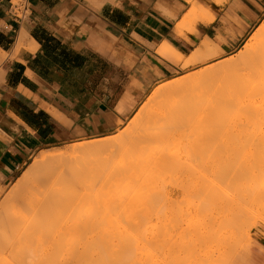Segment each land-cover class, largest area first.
I'll return each instance as SVG.
<instances>
[{"label":"crops","instance_id":"1","mask_svg":"<svg viewBox=\"0 0 264 264\" xmlns=\"http://www.w3.org/2000/svg\"><path fill=\"white\" fill-rule=\"evenodd\" d=\"M202 4L214 19L179 35L186 0H0V51L22 30L34 43L0 64V179L38 150L113 131L177 69L156 53L164 41L190 53L220 37L230 48L264 15V0Z\"/></svg>","mask_w":264,"mask_h":264},{"label":"rangeland","instance_id":"2","mask_svg":"<svg viewBox=\"0 0 264 264\" xmlns=\"http://www.w3.org/2000/svg\"><path fill=\"white\" fill-rule=\"evenodd\" d=\"M18 1H20V0H14V2H18ZM198 1L201 3H197V4H195V6H193V4H190L188 2V5H189L188 10L185 14L182 15V18H181V20L185 21L186 28L188 29L187 30L188 35L198 33V31H197V25L198 24L197 23L199 22V21L193 20L194 18L191 19L192 17L189 18L188 14L190 13V11L193 8H196L198 5H202V3H204V2H208V0H198ZM214 1L219 5H223L227 2V0H214ZM263 20H264V15L261 16L259 18L258 22L256 24H253L244 33L242 38L239 41H237V43H235L230 48H223V46H222V43L224 42L223 38L218 37L217 40L210 39V41H213L212 45H214L213 47H215V48H213L214 51L212 50V52L210 51L209 53L206 54L208 56L206 59L207 61L206 60H204L202 62L200 61L197 63L196 66H191V67L186 68V69L182 68L181 62L180 63H174L175 65H177V69L174 70L170 76L165 77L163 80L157 82L154 86H152V88H150V90L147 92V94L132 109V111L125 118L118 121V125L113 131H111V132H109L103 136H99V137L85 136V137L79 138V139L68 140L62 144H59L58 146L38 150L37 152H35L32 155L31 159L27 162V164L18 173L14 174L13 176H10V177L0 179V189H1L0 192L3 191L2 193H0V198H1L0 201L2 200V198H3V200L4 199L12 200L13 197L16 199V198H18L17 196H20V193L22 192L21 189H22L24 183L26 184L27 179L29 177H30V179L33 177L32 170H30V169L34 165L37 158L40 157V154H42L44 151H60V150L66 149L68 147V144L71 145L75 141L88 140V139L92 140V139H97V138H101V137L108 136V135L109 136L113 135V134L116 135V133L117 134L121 133L122 131L125 130V128H127L131 125V123L134 121V117L136 118L138 116V114L140 113V110H141L142 106L144 105L145 101L147 102V100L152 96L154 89L159 84H161L162 82L168 81V80L180 78L182 75H184L183 73L188 72L192 69L196 70L200 67H203V65L206 62L207 63L216 62L220 58H222L223 56L235 54L238 50L243 48V46L246 44V42L249 40V38L255 32V30L262 24ZM200 43L201 42H199V44ZM197 47H196V49H197ZM196 49H194V50H196ZM214 52L215 53L219 52L220 55L212 56V54ZM168 61H170V60H168ZM238 91H239L238 102L235 100H225V102L223 101V102L219 103V104H221L220 107H218L219 106L218 104H216L217 107L214 104L213 105L214 108H213L212 104L206 105V104H203L202 102L196 103V104H189V105L183 103L182 104L183 106L181 104L180 105L179 104H177V105L161 104L160 106H162L161 107L162 113H160V115L162 114L161 115L162 120H160L161 122L157 120L159 123L156 122L157 123L156 125L159 124V126L160 125L162 126V124L165 123V119H166L167 127H169L170 125L173 127L175 125L176 126L178 125L179 128L176 129V127H174V128L171 127L172 129L169 130L171 132L167 131L165 134V140L159 144L164 133H162V136H160L161 134L158 133L159 130L154 125L155 128L157 129V132H156V130H154V131L156 132V134L158 133L157 135L159 136V138H157L156 140H159V141L157 142L155 140L154 142H152L153 144L155 142H157L156 145H153L152 143H150V147L148 145V149L149 148L151 149V150L149 149V151H151V153H149L147 151V148H146L145 150L147 152L146 151L145 152L147 154H145V156H147L148 154L149 155L151 154L155 158L157 157L156 158L157 161H155L154 160L155 158L152 157L151 155H150V157L148 156L149 157L148 160L145 159L148 162L144 161L142 159L140 160L138 158L139 156H137L138 153L136 152L135 149H133L136 147L135 145L137 144V142L135 140H133V142L130 141L131 143L127 142L126 148L124 145V147H122V150H121V148L120 149L118 148L119 154H121V155L117 154L118 156H116L115 153H113L114 155L112 156L111 154H109V156H112L111 159H113L115 156L118 158H116L117 162L115 161V159H113L115 162L111 159H110V161L108 160V162L112 161L111 163H115V164L120 163V165L117 164L114 166V164L110 165L111 163L109 164L107 162V164L109 165V167H108V166H105V164H106L105 162H101L102 165L101 164H99V165L95 164V163H97V161H99V157L97 160L95 159L96 161L94 160V162H95L94 165H96V167H98L100 165L102 166L100 170H99L100 167L96 168L94 170L95 172L99 171L100 173L97 172L99 174L102 173L100 176H98L101 179H99L98 177L96 179L95 176H97V174H95V172H94V175H95L94 179H96V181L94 180V188H95L94 191L99 189V190L94 192V204L96 203L95 206H97V207H95V206L94 207L97 209L99 207V204L102 203V201H103V204H105V203L107 204V202H108L107 207H106V204H105V206L102 204L105 208H101L102 206L100 205V207L97 209L98 211L96 210L97 213L98 212H100V213H98V214L96 213L97 215H94L95 216L94 217V220H95L94 225H97L96 227L99 226V228L100 227L102 228L101 229L102 231H101L94 226V229L96 228V230H94V231H96V234H99V236H97L95 234V236L97 238H99V239L95 238V240L96 241L101 240V243H102V244H100V242H98L99 244L97 243V244H95L96 246L94 245L97 248V249L94 248V252L96 250L98 251L100 249V251H98V252L101 253V254H99L98 252H95L94 256H96V254H97L98 258L96 256L95 258H97V259H94L95 260L94 262L97 261L100 264H106L108 262L107 260H109V262H108L109 264H112V263L116 264L115 262H117V261H118L117 264H121L119 261L122 260L123 264H127V263L128 264H140V261L142 262V264H146V263L152 264V263H154V260L156 259L159 262L158 261L156 262V260H155L154 264H253V261L255 259V261H256L255 264H264V259H263L264 257L261 255L263 253L261 252V250L260 251L258 250V248H261V247L264 248V246L262 245V242H264V220H263L264 219V86H239ZM209 105H210V107H209ZM176 107H178V108L176 109ZM180 107H182V108H180ZM215 107L218 110L215 109ZM174 109H175V111H174ZM212 109H213V111H212ZM203 110H205V111H203ZM211 112H212V114H211ZM160 115H158V116H160ZM161 116H160V119H161ZM163 117H165V118H163ZM160 123H162V124H160ZM182 125H184V126H182ZM161 126H160V128H161ZM164 126H166V124ZM189 127L191 128V130ZM164 128H162V129H164ZM209 129H210V131H209ZM185 131L187 133H185ZM192 131H193V133H192ZM202 131H204V132H202ZM210 132H212V133H210ZM205 133H207V134H205ZM208 133H209V135H208ZM167 134H168V138H167ZM184 134H186L187 136L189 135V136L187 137ZM194 134H196L197 136ZM171 135L174 138L173 137L171 138ZM177 136H179V137H177ZM181 136L185 137V138H182ZM207 136H209V137L207 138ZM180 137H181V139H178L179 142H177L178 141L177 138H180ZM203 137H205V138L203 139ZM166 139H167V141H169V144H167V147L165 144ZM125 140L129 141L128 139H125ZM134 142H136V143L134 144ZM184 142H185V144L182 145L181 143H184ZM128 143L131 144V146H130L131 149H129ZM175 143H177L179 145V147ZM158 144L162 145V146H159ZM190 144H191V147L189 148ZM170 145H172V148H174L173 150H172ZM151 146H152V148H151ZM158 146H159V148L158 149L156 148V150H158V151H155V147H158ZM168 146H170L171 150L169 149ZM175 147L177 149H175ZM123 148H124V151L127 152L126 154L124 153ZM162 148H165V149H162ZM118 149H117V153H118ZM182 149L184 151H182ZM130 150L133 151L132 153H134L133 154L134 157L131 156V153L128 154V151L130 152ZM175 150L176 151L178 150L177 151L178 153H176ZM162 152L165 155L163 154V155L159 156L157 154V153L162 154ZM165 152H167V153H165ZM169 152L171 154H169ZM175 153L178 155H176ZM97 154L99 155V153H97ZM100 154H101V156H106V154H108V153L106 152V154H104V152H102ZM135 154H137V155H135ZM153 154H156V155H153ZM167 154H168V156H167ZM122 155H126V157H128V158H126L125 156H122ZM175 156H177V157H175ZM119 157L123 160V162ZM129 157L133 158V159L136 158L134 161L136 163L138 162V164L139 163L140 164L139 165L135 164V162L132 161L133 159L130 160ZM167 157H171V160L172 159H176V160L171 161ZM94 158H97V157H95V154H94ZM100 158L103 161L104 157H100ZM107 158H108V155H107ZM107 158H106V160H107ZM150 158H152V159H150ZM159 158H163V159H160L162 161L159 162ZM137 159H138V161H136ZM166 159H167V161H169V160L171 161V162H169L170 164L172 163L171 166L170 165L167 166L168 169L170 167L173 168V169L170 168V169H172V170L169 169L170 171L163 169L164 167L162 169H159L163 166V164L164 165L168 164L166 162ZM118 160L119 161L121 160L123 165ZM125 161H126L125 164H127L128 166L124 164ZM153 162L157 163V167H154L156 164ZM162 162H163V164H161ZM146 164H147V166H145L146 168H144V165H146ZM121 165L123 167L122 172H121V168H120ZM131 165H132V168L130 169ZM140 165H141V167L139 168ZM150 165H152V169H151ZM158 165L160 166L159 168H158ZM103 166H104V168L105 167L108 168V169L106 168L107 171L103 168ZM111 166H113V167H111ZM116 166L118 168H120V170ZM136 166H138V167H136ZM128 168L130 170V171L129 170L128 171L131 172V176L129 175L128 172L126 173V170ZM137 168H138V170L139 169L141 170V168H142L141 171L139 170L140 173H138V170H136ZM110 169L112 171L115 169L117 173H115V170H114L113 173H115V174L113 176V173H111L112 171H108ZM150 169H151V171L154 170V172L150 173L149 172ZM156 169H158V170H156ZM101 170H104V172H108V174L110 173L109 176L107 173H104ZM123 170L125 171V173L123 172ZM118 171H120V173ZM136 171L138 174L136 173ZM141 172H143L146 175L147 174L149 175V176L147 175L149 177L148 178L149 181L147 180V177H145L144 174H142ZM135 173H136V175H135ZM124 174L129 175V176L125 177ZM165 174H167V175H165ZM110 175H112L113 177L118 176V177H115V178H117V180L112 179V176H110ZM120 175H121V177H120ZM132 175L134 176V178ZM138 175L139 176L143 175V177L141 178ZM156 175H158V176H156ZM101 176H103V177H101ZM135 176H138L139 178L135 177ZM154 176H156L158 178L160 177L162 180L160 178L159 179L157 178V180H156V178ZM104 177H105L106 181H107V178L111 179V180H108L111 182V184H110V186L112 185L111 187H109V184L106 186L108 181L105 184ZM119 177L121 180L120 182L118 181ZM128 178L131 179L132 182L129 181ZM30 179H28V180H30ZM135 179H136V181H135ZM152 179L154 181L156 180L158 183L157 182L155 183ZM101 180H103V181L101 182ZM123 180L127 181L126 182L127 184H124ZM142 180H144V181H142ZM97 181L99 183H101V185L98 184ZM114 181H117L116 184H118V185L114 186V184H115V183H113ZM133 181L136 184L139 183V185L138 184L136 186L133 185L134 184ZM145 181H148L147 185H149V187L147 185H145L146 184ZM150 181H151V183H150ZM95 182H97L96 184H98V185H96ZM128 182H129V184H128ZM130 183L132 185V188H131ZM143 183H144V185H142ZM153 183H155V184H153ZM162 183H163V185H162ZM151 184L154 186H152ZM119 185H122V186L120 187ZM95 186L97 187V189ZM124 186H126V187H124ZM133 186H135L133 191H134V193H136L133 199L136 200V198H140V199L144 198L143 199L144 204H146V202H145L146 197L145 196L150 194V193L153 194V192H151V189L153 188L152 190L155 192L156 195L155 196H153L154 194L150 195V196L148 195L149 197L147 196V198H149V199H147V200H150V197L152 196L151 197L152 200L150 201V203L153 205H155L156 203H158V204L160 203L159 207H158V204H156L155 206H152L151 204H149V202L147 200L146 201L148 202L149 205L146 204L144 206H140V207L138 206L137 207L136 205H141V204L143 205V200L141 201L139 199H138L139 201L136 200V202H135V200H133L135 202V205L133 202L132 204H130V207L127 206L128 208H131V209L126 210L127 207L125 208V206H123V205H121L122 206L121 207L120 204L117 203L116 199H118V197H120V194L121 195L123 194L120 192L126 193V192H128L129 188H130V190L133 189ZM140 186H142L141 188H143L144 190L143 189L141 190V188L139 189L138 187H140ZM145 186H147V187H145ZM159 186H161L162 188L161 187L159 188ZM122 187H124V188H122ZM100 188H102L101 190H103V191L105 190V192L107 191V193L104 192L105 194L103 195L102 194L103 191L100 192L101 191ZM110 188H112L115 192L110 190ZM155 188L156 189L159 188V189L156 190ZM23 189H24V187H23ZM148 189H149V192H148ZM122 190H124V191H122ZM137 191H141V192H138V193H140V195L142 193L141 197L139 194H137ZM142 191H145V192L147 191V192L145 193ZM97 193H98V197H99V195L102 196L99 198L100 200L102 199L101 203H98L100 201H98V197L96 195ZM111 193H113L114 195H117V198H116V196L114 197V195H111ZM109 194H110V196L113 197V201H112V197H110ZM138 195H139V197H138ZM96 197H97V199H96ZM104 197H105V199H104ZM153 197H156L158 201L157 200L153 201ZM166 197L168 200L165 199ZM106 198L108 199L107 202H106ZM118 201H119V199H118ZM163 201L165 203H168V204L163 203ZM109 202H111V203H109ZM113 202H114V204L117 203L116 204L117 208L119 206L124 211L121 210V212H120V210L117 208L116 209L114 208L115 212H114L113 208L110 211V208L112 207L111 204L113 205ZM162 204H165V205H163L164 207H162V209H160V205L162 206ZM200 204H201V206H200ZM132 205H134V206H132ZM135 206H136V208H139L141 210H139V209L137 210L136 208L134 209L133 207H135ZM145 206H147V207H145ZM148 206H150L152 209H154L155 213L152 211V209L150 210L151 212L149 213L148 212L149 210L147 211V209H150ZM167 206H169V208ZM143 207H145V208H143ZM157 207H158V209H157ZM142 208L145 210H143ZM167 208H168V210H167ZM159 209L161 212H159ZM101 210H102V212L103 211L104 212L101 213ZM112 210L115 214L112 212ZM116 210H117V213H116ZM131 210H132V212H131ZM164 210H165L166 214L164 213ZM134 211L139 212V214H141V215H138L136 213L130 214V215L128 214V212L133 213ZM140 211H143L146 216L148 213V216L146 219L147 221L145 220V224H144L145 226H147L146 222H148L149 224L152 223L153 225L154 224L156 225V223L158 224L160 222L158 224V226H155V225L151 226L148 224V226L146 228L144 226L141 228L142 230H140L139 227H141V225H142V224H139L140 222H136L135 224H131V221L134 222V220L132 219V218H134V215L136 218L135 221H141L140 218L145 219V216L142 217V215H144V213L140 212ZM110 212L112 213V215ZM152 212L154 214H156L154 216L155 217L157 216L156 217V219L158 218L157 222H156L155 217L152 215L153 214ZM172 212H174V213H172ZM104 213H107V214H104ZM163 213H164V215H163ZM99 214H101V215L99 216ZM123 214H125V216ZM157 214H159V215H157ZM109 215L113 218L117 215L116 216L117 218H114V219L110 218V220H111L110 222L115 221L114 224L112 222V225L108 221ZM96 216H98L99 219H95V218H97ZM130 216H132V218ZM139 216H141V217H139ZM171 216H172V218H171ZM100 217H102V218H100ZM122 217H124V218H122ZM127 217L130 220L127 224H124V223H126V221H124V219L126 218L125 220H127ZM137 217H138V219H137ZM148 217H149V219H148ZM107 218H108V220H107ZM120 218L123 219V222L120 221V220H122ZM152 218L154 219L153 220L154 222L151 221ZM116 219H117V222L119 221L118 223L116 222ZM118 219H120V220H118ZM103 220H106V221L103 222ZM97 221H100V222L97 223ZM150 221H151V223H150ZM210 221H211V223H210ZM102 223L104 225H101ZM119 223H121V224L119 225ZM98 224H100V225H98ZM115 224H116V226L114 227L113 225H115ZM128 224H131V227L133 226L132 228L135 229L134 232H133V229H130V225H128ZM205 224H207V225L205 226ZM108 225L110 227L112 226L113 229L111 230L112 227L111 228L109 227L110 228L109 229ZM121 225L124 227H122ZM134 225H135V227H134ZM168 225H169V228L167 229ZM117 226L119 228L116 229ZM137 226H139L138 227L139 231H137V229H138ZM121 227L127 229L128 232L122 231L124 229H122ZM149 227H150V230L152 227H154L152 229L153 233L151 232L152 235L150 234L149 231H146V233H145V229L149 230ZM157 227H159L161 231L159 229L156 230ZM104 228L107 231H105ZM108 229H109V231H108ZM119 229H121V230L119 231ZM143 229H144V231H143ZM97 230L99 232H101V234L104 230V232L106 234L103 233V237H102V235L100 233H97ZM154 230H156L157 232L156 231L154 232ZM159 231L161 232L160 236L158 233ZM189 231H191V232H189ZM110 232H112V233H110ZM135 232H137V233H135ZM107 233L111 234V236L109 235L110 238H107L108 237ZM117 233L119 235H121V233H123V234H122V236H119ZM125 233H127V234H125ZM131 233L134 234L133 238H132ZM143 233L146 234L145 235L146 237L141 239L142 236L140 237V235ZM104 234L106 236H104ZM135 234H138V235H135ZM115 235H116V237H114V239L112 241V236H115ZM165 235H168V236H165ZM143 236H144V234H143ZM104 237H106L105 240L108 239L107 240L108 243H107V241H105L106 243L102 242V239ZM161 237H163V239ZM116 238H118V241L120 240V243L123 242L122 244H126V243L128 245H130L131 243L132 244L134 243V244H133V246L132 245L130 246L131 248L128 247L127 244L122 246V245H120L119 242H117ZM127 238L130 239L131 241L132 240L133 241L131 242ZM158 238H160V239H158ZM122 239L124 241L125 240H128V241L124 242ZM96 241H95V243H96ZM109 241L110 242L112 241V242L109 244ZM146 241H147V243H146ZM163 241H166V243ZM154 242H155V244H154ZM104 243H105V245L108 246L109 251L107 250ZM163 243H165V244H163ZM148 244H149V246H148ZM97 245L99 246V249H98ZM109 245L112 246L111 249H110ZM161 245H162V247H160ZM257 245H260L261 247L260 246L258 247ZM104 246H105V248H104ZM121 246L123 247V250H119V249H122ZM132 247H134L136 249L133 248V250H132ZM102 248L105 251V255H108L107 257H105L103 252H101V251H103ZM149 248H151V249H149ZM112 249H114V250L117 249V251H114ZM127 250H130V251L128 252ZM123 251H125V253ZM132 251L137 253L136 255L134 253H132V254H134L133 257H131L132 255H130L131 254L130 252H132ZM160 251H161V253H157ZM109 252H111L110 253L111 255H113L112 252H114L115 255L117 252V256L115 257V259L113 256L109 255ZM118 253L119 254L121 253L120 255L122 256L121 258H123V259L119 260L120 258H117V257H120V255ZM103 255H104V257H103ZM101 256H102V258H101ZM124 258L126 259L125 262L127 260L129 261L130 258H132V259L129 262L124 263L123 262ZM145 258H147L148 262H146L147 260H145ZM159 259H161V260H159ZM167 259L169 261L170 260H173V261L170 263ZM100 260H101V262H100ZM104 260L106 262H104ZM144 261L146 263H144ZM161 261L163 263H161ZM96 263H94V264H96Z\"/></svg>","mask_w":264,"mask_h":264},{"label":"bare ground","instance_id":"3","mask_svg":"<svg viewBox=\"0 0 264 264\" xmlns=\"http://www.w3.org/2000/svg\"><path fill=\"white\" fill-rule=\"evenodd\" d=\"M186 1L189 2L190 4H193V6H195V4H197V3H200L197 0H186ZM188 15H189L188 16L189 18L192 17L191 19L194 18L193 20L201 21V22H204V23L211 22L214 19L213 14L203 4L202 5H198L196 8H193ZM187 30L188 29L186 28L185 21H183V20L179 21L178 26H177V33L179 35H186L187 34ZM212 42L213 41H210L209 37H206V38H204L201 41V43L198 45L196 50H192L190 53H185L182 50V48L180 49L179 47H177L176 45L172 44L171 42L164 41L163 43H161L158 46V48L156 49V53L160 57H162L164 59H167V60H170L173 63H180L181 62L182 63V68L186 69V68H189L191 66H196L198 62H200V61L202 62V61L207 59L208 56L206 54L209 53L210 51L212 52L213 48H215V47H213L214 45H212L213 44ZM32 46H34L33 41L29 39V36H28L27 32L22 30L20 32L18 38H17V41H16L15 46H14V48H13L11 53L0 51V64L3 63L7 59H13V58L17 57L18 53L23 48H27V47H29V48L31 47L32 48ZM218 55H220L219 52H216V53L214 52L212 54V56H218ZM183 74L184 75H182L180 78L168 80V81H165V82H162L161 84H159L154 89V92H153L152 96L147 100V102L145 101V103L142 106L138 116L136 118L134 117V121L131 123V125L129 127L125 128V130L122 131L121 133H118V134L116 133V135H114V134L110 135V136L108 135V136H104V137L97 138V139H92V140L88 139V140L75 141L71 145L68 144V147L66 149H63V150H60V151H44L42 154H40V157L37 158V160L35 161L34 165L30 169V170H32L33 177L31 179L29 177L28 179H30V180L27 179L26 184L24 183V185H25V186L23 185L24 189H23V187L21 189L22 190V192H21L22 194L20 193V196H17L18 198H16V199L13 197L12 200H8V199H4L3 200V198H2V200L0 201V264H94V263H96L97 261L94 262L95 261L94 259H97L98 255L96 254L97 258H95L96 256H94V254H95V252L100 251V249H99V246L97 245L98 249H99L97 251L96 250L97 248L95 247L96 246L95 244H97L98 242H100V244H102V243H101V240L100 241H96L95 240V238H97V237L95 236L96 231H94V230H96V228L101 230L102 228L101 227L99 228V226L96 227L97 225H94V223H95V220H94L95 216L94 215H97L98 213H100V212L97 213V211H98L97 209L100 207V205L102 206L101 208H105L104 206H105L106 203L104 202L105 204H103V201L101 203L102 199L100 200L99 198L102 197V196L99 195V197H98V193H97L96 195L98 197V201H100L98 203H101V204H99V207L97 209L95 208L97 206H95L96 203L94 204V192L99 190V189H97V187L95 186L97 190L94 191V189H95L94 188V180L96 181L97 177L100 176L102 173L99 174L100 173L99 171H97V172H99V173H97L94 170L96 168H99V167H100L99 168V170H100L101 167H102L101 166L102 165L101 162H105L107 164L108 160L110 161V159L114 155L113 153H115V155L118 156L117 154H119V149L121 148V150H122V147H124V145H125V148H126L127 142L131 143L130 141L133 142V140H135L137 142V144L135 145L136 147L133 148L138 153V155L137 154H135V155L139 156L138 158L140 160L142 159L144 161H147L148 158L151 155V154L150 155L148 154L147 156H145V154H147L146 153L147 151L149 153H151V151H149L150 148L148 149V145L150 147V143L154 142L157 138H159V136L157 134L159 133V134H161L160 136H162V133H164V135H163L164 138L163 137H162V139L160 138L161 139L160 142H159V144H160L162 141L165 140V134H166L167 131H169L170 129H172L174 127H176V129L179 128L178 125L177 126L175 125L173 127L169 123L168 124L170 126L167 127L166 119H165V123H163V124L160 123V124H162L163 127L160 125L161 126V128H160L159 124L156 125L157 123H159L158 121L162 120V116H161L162 114L160 115V113H162V108H161L162 106H160L161 104H164V105H177V104L180 105L181 104L182 105L183 103H185V104L189 105V104H196V103L202 102L203 104H206V105L212 104V107H213L214 104L217 107L216 104H218L219 105L218 107H220L221 104H219V103L223 102V101L225 102V100H235V101L238 102L239 86H264V20H263L262 24L255 30V32L252 34V36L249 38V40L246 42V44L243 46V48L238 50L235 54H231V55H228V56H223L222 58H220L216 62H210V63L206 62L203 65V67H200V68H198L196 70L192 69V70H190L188 72H185ZM209 107H210V105H209ZM216 107H215V109H217ZM177 108L178 107H176V109ZM180 108H182V107H180ZM174 111H175V109H174ZM203 111H205V110H203ZM212 111H213V109H212ZM211 114H212V112H211ZM158 115L161 116V119H160V116H158ZM163 118H165V117H163ZM165 124H166V126H164ZM154 125L159 130L157 134H156L157 129L155 128ZM182 126H184V125H182ZM162 128H164L165 130L162 129ZM154 130H156V132ZM190 130H191V128H190ZM186 131H185V133H187ZM209 131H210V129H209ZM169 132H171V131H169ZM202 132H204V131H202ZM192 133H193V131H192ZM210 133H212V132H210ZM205 134H207V133H205ZM184 135H186V134H184ZM194 135H196V134H194ZM208 135H209V133H208ZM172 137L173 136L171 135V138ZM177 137H179V136H177ZM181 137L177 138V140L181 139ZM208 137L209 136H207V138ZM167 138H168V134H167ZM182 138H185V137H182ZM204 138L205 137H203V139ZM125 139H128L129 141H126ZM156 141L158 142L159 140H156ZM136 142H134V144ZM157 142H155L154 144L152 143V144L156 145ZM177 142H179V140ZM129 143H128L129 149H131L130 148L131 144H129ZM165 144H166V147H167V144H169V141H167V139H166V143ZM175 144H177V143H175ZM181 144L183 145V144H185V142L181 143ZM152 146H151V148H152ZM159 146H162V145H159ZM159 146L155 147V151H158V150H156V148L158 149ZM170 146L172 148V145H170ZM170 146H168L169 149H170ZM177 146L179 147L178 144H177ZM190 147H191V144H190L189 148ZM146 148H147V151L145 150ZM165 148H162V149H165ZM117 149H118V153H117ZM173 149L174 148H172V150ZM175 149H177V148L175 147ZM123 151H124V148H123ZM177 151L175 150L176 153H178ZM182 151H184V150L182 149ZM102 152H104V154H106V152H107L108 154H106V156H101L100 153H102ZM132 152L133 151L130 150V152L128 151V154L131 153V156L134 157V155H133L134 153H132ZM167 152H165V153H167ZM97 153H99L100 156ZM124 153L126 154L127 152L124 151ZM94 154H95V157H97V158H94ZM109 154H111L112 156H109ZM157 154L160 156V155H163L164 153L162 152V154H159V153H157ZM169 154H171V153L169 152ZM107 155H108V158H107ZM119 155H121V154H119ZM153 155H156V154H153ZM176 155H178V154H176ZM116 156L113 159H115V161L117 162L116 158H118V157H116ZM122 156L126 157V155H122ZM167 156H168V154H167ZM98 157H99V161H97V163H95L94 160L95 159L97 160ZM100 157H104L103 161L101 160ZM105 157L107 158V160H106ZM152 157H154V156H152ZM175 157H177V156H175ZM126 158H128V157H126ZM156 158L154 159L155 161H157ZM167 158H169L171 160V157H167ZM113 159H111V160H113ZM132 159L133 158H130V160H132ZM135 159H133L132 161H134ZM145 159H147V160H145ZM150 159H152V158H150ZM160 159H163V158H159V162L162 161ZM121 160L120 161L118 160V161L121 162ZM170 160L167 161V159H166V162L168 164L164 165L163 162H162L161 164H163V166L161 168H159L160 166L158 165V168L162 169L164 167L163 169H165L167 171L172 170L173 169L172 167H170L172 169L169 168L170 169L169 170L167 168V166H169V165L171 166L172 163L170 164L169 162L174 161L176 159H172L171 161ZM136 161H138V159ZM111 162H108V163L110 164ZM122 162H123V160H122ZM122 162H121V164L123 165ZM94 163L98 164V165L101 164V165L100 166L97 165L98 167H96V165H94ZM125 163H126V161L124 162V164ZM153 163H155V162H153ZM106 164H105V166L109 167V165L108 164L106 165ZM113 164H114V166L117 165V164L120 165V163H116V164L115 163H111L110 165H113ZM135 164L139 165L140 163L138 164V162L137 163L135 162ZM155 164L156 165L154 167H157V163H155ZM122 165L120 167L121 168V172H122V169H123ZM125 165H127V164H125ZM145 166H147V164L144 165V168H146ZM150 166H151V169H152V165H150ZM111 167H113V166H111ZM136 167H138V166H136ZM140 167H141V165L139 166V168ZM103 168H104V166H103ZM106 168L107 167H105L104 169L106 170ZM120 168H118V169L120 170ZM131 168H132V165H131L130 169ZM151 169L149 170V172L150 173L154 172V170L151 171ZM114 170L112 171L110 169L108 171H112L111 173H113ZM128 170H129V168L126 170V173L128 172L129 175L131 176V172H129L130 170L129 171ZM136 170H138V168ZM139 170H138V173H140ZM141 170H142V168H141ZM156 170H158V169H156ZM101 171L104 172V170H101ZM94 172H95V174H97V176L94 175ZM118 172L120 173V171H118ZM123 172L125 173L124 170H123ZM104 173L108 174V172H104ZM115 173H117L116 170H115ZM115 173H113V176H114ZM136 173H137V171H136ZM136 173H135V175H136ZM141 173L144 174L143 172H141ZM109 174H108V176H109ZM129 175H125L124 174L125 177H128ZM147 175L144 174V176L147 177V180L149 181V179H148L149 175L148 176ZM165 175H167V174H165ZM94 176H95L96 179H94ZM110 176H112V175H110ZM113 176H112V179H116L117 180V178H115V177H118L119 175L115 176V177H113ZM138 176H135V177H138ZM156 176H158V175H156ZM156 176H154V177L157 180L158 177H156ZM101 177H103V176H101ZM120 177H121V175H120ZM120 177H119V180H118L119 182L121 181ZM139 177L142 178L143 175L139 176ZM98 178L101 179L100 177H98ZM133 178H134V176H133ZM104 179H105V177H104ZM108 180H111V179L107 178V181ZM156 180L155 181L153 180V181L156 183L157 182ZM102 181L103 180H101V182ZM107 181L105 179V181H104L105 184L107 183ZM129 181H131V179H129ZM135 181H136V179H135ZM142 181H144V180H142ZM148 181H145L146 182L145 185L148 184L147 183ZM97 182H95V184ZM116 182L117 181L113 182V183H115L114 186L118 185V184H116ZM123 182H124V184H127L126 183L127 181L123 180ZM133 183H134V181H133ZM150 183H151V181H150ZM155 183H153V184H155ZM98 184L101 185V183H99V182H98ZM98 184H96V185H98ZM108 184H109V187L112 186V185L110 186V184H111L110 181H108L106 186ZM128 184H129V182H128ZM137 184L139 185V183H137ZM137 184L134 183L133 185L136 186ZM130 185H131V183H130ZM142 185H144V183ZM162 185H163V183H162ZM119 186L121 187L122 185H119ZM135 186H133V189H131V190L129 188L128 192L125 191L126 193L120 192V193H123V194L122 195L120 194V197H118L119 201H118V199H116L117 203H119L120 206L123 205V206H125V208L127 206L130 207V204H132L134 202L133 200H135V199H133V198H134L136 193H134L133 190H134ZM147 186L149 187V185H147ZM147 186H145V187H147ZM152 186H154V185H152ZM124 187H126V186H124ZM124 187H122V188H124ZM141 187L142 186H140L138 188L140 189ZM160 187L161 186H159V188ZM131 188H132V185H131ZM159 188H157V189L155 188V189L158 190ZM101 189L102 188H100V190ZM142 189L143 188H141V190ZM152 189H151V192H153L154 195L151 194V193L150 194L147 193L149 196L150 195H153V196L156 195L155 192ZM110 190L114 191L112 188H110ZM102 191L103 190H101L100 192H102ZM122 191H124V190H122ZM2 192H0V193H2ZM104 192H105V190L102 192L103 195L105 193H107V191L105 193ZM138 192H141V191H137V194L140 195V193H138ZM142 192H145V191H142ZM148 192H149V189H148ZM111 195H114V194L111 193ZM139 195H138V197H139ZM141 195H142V193H141ZM141 195H140V197H141ZM148 195L145 196L146 197L145 202H146L147 205L151 204L150 201L152 200V198H151L152 196L150 197V200H147V199H149V198H147ZM109 196H110V194H109ZM115 196L117 198V195H114V197ZM97 197H96V199H97ZM110 197H112V196H110ZM156 197H153V201L157 200ZM104 199H105V197H104ZM138 199L142 201L144 198L143 199L136 198V200H138ZM165 199H167V197ZM107 200L108 199L106 198V202H107ZM136 200H135V202H136ZM146 200L149 202V204H148V202ZM112 201H113V197H112ZM135 202H134V205H135ZM109 203H111V202H109ZM163 203H165V202L163 201ZM107 204H108V202H107ZM107 204H106V207H107ZM116 204H114V202H113V205L111 204L112 207L110 208V211H111L112 208H113V210H114V208L115 209L117 208ZM146 204H144V200H143V205L141 204V205H136V206L140 207V206H144ZM156 204H158V203H156ZM159 204H158V207H159ZM165 204H168V203H165ZM165 204H162V206L160 205V209H162V207H164L163 205H165ZM134 205H132V206H134ZM151 205L155 206L153 204H151ZM136 206L133 207V208L135 209ZM150 206H148L150 209H147V211L149 210L148 211L149 213L151 212L150 210L152 209ZM200 206H201V204H200ZM145 207H147V206H145ZM145 207H143V208H145ZM158 207H157V209H158ZM167 207L169 208V206H167ZM168 208H167V210H168ZM117 209H119L120 212L122 210L119 206H118ZM128 209H131V208L127 207L126 210H128ZM136 209L138 210L139 208H136ZM160 209H159V212H161ZM113 210H112V212H113ZM139 210H141V209H139ZM143 210H145V209H143ZM122 211H124V210H122ZM152 211L155 213L154 209H152ZM103 212L101 210V213H103ZM114 212H115V210H114ZM131 212H132V210H131ZM140 212H143V211H140ZM107 213H104V214H107ZM116 213H117V210H116ZM134 213H136L138 215H141V214H139V212H135V211L133 213H129L128 212L129 215L130 214H134ZM154 213L152 214L153 216L156 215ZM164 213H165V210H164ZM164 213H163V215H164ZM172 213H174V212H172ZM100 215L101 214H99V216ZM111 215H112V213H111ZM123 215L125 216V214H123ZM157 215H159V214H157ZM109 216H108L109 220H108V218H107V220L112 225L113 221L110 222L111 221L110 218H113V217H111V216L109 217ZM116 216L114 218H117ZM143 216H145V219L144 218H140L141 221H135L136 220L135 215H134V218H132V216H130L134 220V222L131 221V224H135L136 222H140L139 224H142V225H141V227H139L140 225L137 226V228L139 227L140 230H142L141 228L145 226L144 224H145V220L147 219L148 213H147V216L145 215V213H144V215H142V217ZM96 217L97 218H95V219H99L98 216H96ZM128 217H127L128 221L125 220L126 218L124 219V221H126V223H124V224H127L129 222L130 219ZM139 217H141V216H139ZM156 217H155V219H156ZM100 218H102V217H100ZM122 218H124V217H122ZM122 218H120V219H122ZM171 218H172V216H171ZM120 219H118V220H120ZM137 219H138V217H137ZM148 219H149V217H148ZM157 219H156V222L158 221ZM153 220L154 219L152 218L151 221H153ZM105 221L106 220H103V222H105ZM120 221L123 222V219L120 220ZM151 221H150V223H151ZM98 222H100V221H97V223ZM114 222H113V224H114ZM116 222H117V219H116ZM210 223H211V221H210ZM120 224L121 223H119V225ZM131 224H128V225H130V229H133L132 228L133 226L131 227ZM148 224L149 223L146 222L147 226H148ZM158 224L156 223V225L155 224L154 225L158 226ZM98 225H100V224H98ZM101 225H104V224L102 223ZM109 225H108V228L110 227ZM149 225L154 226L152 223L149 224ZM206 225L207 224H205V226ZM94 226L96 227L95 229H94ZM113 226L115 227L116 224L113 225ZM147 226H145V228ZM122 227H124V226H122ZM134 227H135V225H134ZM150 227H149V230H146L144 228L145 229V233H146V231H149L150 234H151L152 229L154 227H152L151 230H150ZM159 227H157L156 230L157 229L160 230ZM117 228H119V227L117 226L116 229ZM139 228L137 229V231H139ZM168 228H169V225L167 226V229ZM109 229H108V231H109ZM112 229H113V227L111 228V230ZM122 229H124L122 231L128 232L127 229H125V228H122ZM144 229H143V231H144ZM104 230L107 231L105 228H104ZM104 230H103L102 234L98 230H97V233H100L102 235V237H103V233H105ZM120 230L121 229H119V231ZM156 230H154V232ZM134 231H135V229H133V232ZM160 231L158 232L159 236H160V233H161ZM189 232H191V231H189ZM110 233H112V232H110ZM123 233H121V235H119L118 233L117 234L119 236H122ZM135 233H137V232H135ZM145 233H143L144 236H143V234L140 235V237L142 236L141 239L146 237ZM105 234H104V236H106ZM107 234H108L107 238H110L109 235L111 236V234H109V233H107ZM125 234H127V233H125ZM96 235L99 236V234H96ZM133 235L134 234H132V238H133ZM135 235H138V234H135ZM165 236H168V235H165ZM114 237H116V235L112 236V241H113ZM105 238L106 237H104L102 239V242H105V241L108 240V239L105 240ZM118 238H116L117 242L120 243V240L118 241ZM161 238L163 239V237H161ZM97 239H99V238H97ZM158 239H160V238H158ZM128 240H130V239H128ZM128 240H125V241L123 240V241L126 242ZM95 241H96V243H95ZM111 242L109 241V244ZM163 242L166 243V241H163ZM105 243H104V245H105ZM107 243H108V241H107ZM122 243H120V245H122V246L127 244V243L126 244H122ZM146 243H147V241H146ZM165 243H163V244H165ZM133 244L131 243L130 245H128V244L127 245H128V247H130L131 245L133 246ZM154 244H155V242H154ZM105 246H106L107 250L109 251L108 246L107 245H105ZM105 246H104V248H105ZM109 246H110V249H111L112 246L111 245H109ZM148 246H149V244H148ZM257 246L259 247L260 245H257ZM160 247H162V245ZM94 248H96L95 252H94ZM133 248L134 247H132V250H133ZM261 248H258V250L259 251L261 250V252L263 253L261 255L264 257V248L263 247H261ZM117 249L116 250L112 249V250L117 251ZM134 249H136V248H134ZM149 249H151V248H149ZM102 250H103V248H102ZM119 250H123V247H122V249H119ZM130 250H127V251L129 252ZM101 252H103V254L105 255V251L104 250L101 251ZM123 252L125 253V251H123ZM110 253L111 252H109V255H111ZM130 253H131L130 255H132L131 257H133L134 254L135 255L137 254L136 252H133V251L130 252ZM132 253H134V254H132ZM157 253H161V251L157 252ZM99 254H101V253H99ZM112 254L113 255H111V256H113L114 259H115V257L117 256V252H116V255L114 254V252H112ZM104 255H103V257H104ZM107 256L108 255H105V257H107ZM121 257L122 256L120 255V257H117V258H120L119 260H121V259H123ZM101 258H102V256H101ZM131 259L132 258H130V260ZM105 260H104V262H106ZM125 260L126 259L124 258V260H123L124 263L130 261V260L129 261L127 260L125 262ZM145 260H147V258H145ZM155 260H154V263H155ZM159 260H161V259H159ZM107 261L109 262V260H107ZM157 261L158 260H156V262ZM172 261L173 260H170L169 262L171 263ZM100 262H101V260H100ZM119 262L121 264H123L122 260L119 261ZM146 262H148V260ZM146 262L144 261V263H146ZM115 263L117 264L118 261L115 262ZM154 263H152V264H154ZM161 263H163V262L161 261ZM255 263H256V261L254 259L253 264H255ZM98 264H100V263H98ZM140 264H142L141 261H140Z\"/></svg>","mask_w":264,"mask_h":264}]
</instances>
